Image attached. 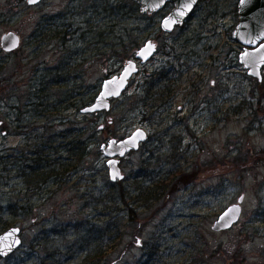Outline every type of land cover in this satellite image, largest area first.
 Here are the masks:
<instances>
[{
  "label": "rangeland",
  "instance_id": "obj_1",
  "mask_svg": "<svg viewBox=\"0 0 264 264\" xmlns=\"http://www.w3.org/2000/svg\"><path fill=\"white\" fill-rule=\"evenodd\" d=\"M239 1L200 0L166 33L172 4L0 0V234L23 230L0 264H264V67L259 81L240 63ZM7 32L19 49H2ZM149 39L157 53L122 98L83 114ZM140 127L149 140L112 182L101 145ZM241 196L240 220L214 230Z\"/></svg>",
  "mask_w": 264,
  "mask_h": 264
},
{
  "label": "water",
  "instance_id": "obj_2",
  "mask_svg": "<svg viewBox=\"0 0 264 264\" xmlns=\"http://www.w3.org/2000/svg\"><path fill=\"white\" fill-rule=\"evenodd\" d=\"M29 5H37L42 0H25ZM139 5L141 14L152 15L161 11L167 3L173 5V10L162 20L161 29L173 32L177 26L183 25L188 17L194 12L200 0H135ZM238 22L232 31L234 38L244 50L240 53L239 59L243 67L248 70L251 77L262 81V71L264 67V0H240L238 2ZM1 47L6 52L19 49L21 37L14 32H7L1 37ZM157 51V44L150 39L146 44L136 51L135 60L126 62L123 70L112 77L106 78L101 90L96 96V100L81 108L83 114H96V112L107 113L112 108V102L121 98L126 92L129 82L136 76L140 65H145L152 59ZM139 62V64H138ZM5 132H3L4 134ZM147 131L144 128L137 129L129 136L116 139L110 138L107 143L101 145L106 160L110 180L112 182L121 181L125 174L120 167V159L128 156L131 151H138L140 145L148 140ZM244 197H240L239 203L228 206L218 217V221L213 225V229L219 231L228 229L240 220L242 214V202ZM23 230L19 227H10L0 234V258H6L17 252L23 244Z\"/></svg>",
  "mask_w": 264,
  "mask_h": 264
},
{
  "label": "trees",
  "instance_id": "obj_3",
  "mask_svg": "<svg viewBox=\"0 0 264 264\" xmlns=\"http://www.w3.org/2000/svg\"><path fill=\"white\" fill-rule=\"evenodd\" d=\"M43 103H42V105H43ZM85 105H87V103L83 104L82 107H85ZM38 106H41V105H38ZM47 107H49V105H47ZM52 108H53V106H52ZM44 112H45L44 110L41 111L42 116H43ZM47 117L49 118V116H47ZM48 138H49V135L47 133L44 135V137L40 141V143L37 144L38 148L35 151V154H37V156H38V157H36V160H39L40 162H45L46 159H48V154L45 153L46 151H48V149H50V143L48 141ZM79 139H80V136L77 137L76 141L79 142L78 143V149L81 150L80 146L82 145V142L79 141ZM184 176H186V178L190 177L188 174L187 175L184 174ZM48 177H50V175ZM41 178L43 179V181H46V179H47V177H44V175L42 173H41ZM21 208H24V206L22 205ZM101 260H102L101 254H97L96 252H94V253L90 252V253H88V255L83 260V264H100Z\"/></svg>",
  "mask_w": 264,
  "mask_h": 264
},
{
  "label": "snow or ice",
  "instance_id": "obj_4",
  "mask_svg": "<svg viewBox=\"0 0 264 264\" xmlns=\"http://www.w3.org/2000/svg\"><path fill=\"white\" fill-rule=\"evenodd\" d=\"M29 2H33V0H29Z\"/></svg>",
  "mask_w": 264,
  "mask_h": 264
},
{
  "label": "flooded vegetation",
  "instance_id": "obj_5",
  "mask_svg": "<svg viewBox=\"0 0 264 264\" xmlns=\"http://www.w3.org/2000/svg\"><path fill=\"white\" fill-rule=\"evenodd\" d=\"M137 50V49H136ZM135 56H136V51H135ZM5 135V134H4Z\"/></svg>",
  "mask_w": 264,
  "mask_h": 264
}]
</instances>
